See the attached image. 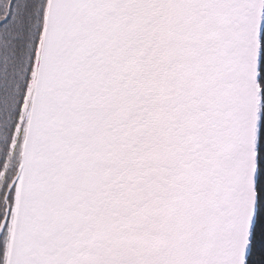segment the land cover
I'll list each match as a JSON object with an SVG mask.
<instances>
[{
	"label": "snow or ice",
	"instance_id": "obj_1",
	"mask_svg": "<svg viewBox=\"0 0 264 264\" xmlns=\"http://www.w3.org/2000/svg\"><path fill=\"white\" fill-rule=\"evenodd\" d=\"M0 264H264V0H0Z\"/></svg>",
	"mask_w": 264,
	"mask_h": 264
}]
</instances>
